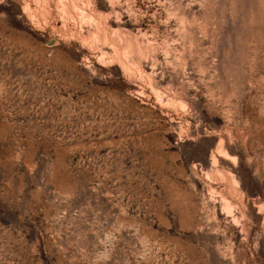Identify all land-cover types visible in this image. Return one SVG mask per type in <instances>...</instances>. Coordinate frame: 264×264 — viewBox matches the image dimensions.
Instances as JSON below:
<instances>
[{
  "label": "rangeland",
  "instance_id": "rangeland-1",
  "mask_svg": "<svg viewBox=\"0 0 264 264\" xmlns=\"http://www.w3.org/2000/svg\"><path fill=\"white\" fill-rule=\"evenodd\" d=\"M0 264H264V0H0Z\"/></svg>",
  "mask_w": 264,
  "mask_h": 264
}]
</instances>
